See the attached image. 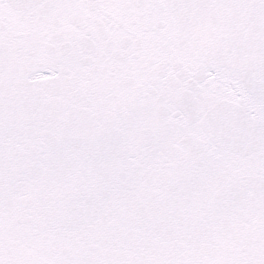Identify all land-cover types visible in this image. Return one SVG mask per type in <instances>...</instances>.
<instances>
[{"label":"snow or ice","instance_id":"obj_1","mask_svg":"<svg viewBox=\"0 0 264 264\" xmlns=\"http://www.w3.org/2000/svg\"><path fill=\"white\" fill-rule=\"evenodd\" d=\"M0 264H264V0H0Z\"/></svg>","mask_w":264,"mask_h":264}]
</instances>
